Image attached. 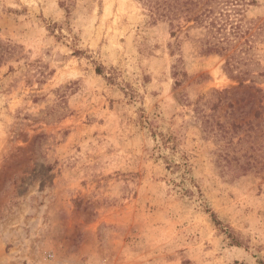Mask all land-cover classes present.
I'll use <instances>...</instances> for the list:
<instances>
[{
  "label": "rangeland",
  "instance_id": "1",
  "mask_svg": "<svg viewBox=\"0 0 264 264\" xmlns=\"http://www.w3.org/2000/svg\"><path fill=\"white\" fill-rule=\"evenodd\" d=\"M233 3L218 54L139 0H0V264H264V0Z\"/></svg>",
  "mask_w": 264,
  "mask_h": 264
},
{
  "label": "trees",
  "instance_id": "2",
  "mask_svg": "<svg viewBox=\"0 0 264 264\" xmlns=\"http://www.w3.org/2000/svg\"><path fill=\"white\" fill-rule=\"evenodd\" d=\"M148 11L153 20H167L174 35L186 23L192 21L194 25L204 30L201 42L206 52L224 54L236 42L242 33L238 9L234 7L233 0H225L224 6H209L216 0H139ZM229 7H225V6ZM233 6V7H232ZM174 20L176 22H174ZM182 22H185L183 25ZM241 51V49H240ZM234 53V54H233ZM240 54L232 52L226 59L230 70H236L240 63ZM100 73V67H96ZM179 81H176L178 84ZM213 216V213H212Z\"/></svg>",
  "mask_w": 264,
  "mask_h": 264
},
{
  "label": "built area",
  "instance_id": "3",
  "mask_svg": "<svg viewBox=\"0 0 264 264\" xmlns=\"http://www.w3.org/2000/svg\"><path fill=\"white\" fill-rule=\"evenodd\" d=\"M27 264H32V263H27Z\"/></svg>",
  "mask_w": 264,
  "mask_h": 264
}]
</instances>
